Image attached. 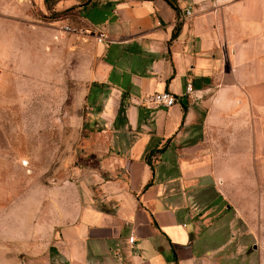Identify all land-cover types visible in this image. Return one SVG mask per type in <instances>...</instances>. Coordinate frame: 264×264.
Here are the masks:
<instances>
[{"label": "crops", "instance_id": "obj_1", "mask_svg": "<svg viewBox=\"0 0 264 264\" xmlns=\"http://www.w3.org/2000/svg\"><path fill=\"white\" fill-rule=\"evenodd\" d=\"M177 6L114 0L73 33L67 172L38 222L69 264H264V0Z\"/></svg>", "mask_w": 264, "mask_h": 264}, {"label": "rangeland", "instance_id": "obj_2", "mask_svg": "<svg viewBox=\"0 0 264 264\" xmlns=\"http://www.w3.org/2000/svg\"><path fill=\"white\" fill-rule=\"evenodd\" d=\"M113 1L0 0V264H69L49 218L38 223L40 204H53L41 193L67 172L73 33L94 30Z\"/></svg>", "mask_w": 264, "mask_h": 264}, {"label": "built area", "instance_id": "obj_3", "mask_svg": "<svg viewBox=\"0 0 264 264\" xmlns=\"http://www.w3.org/2000/svg\"><path fill=\"white\" fill-rule=\"evenodd\" d=\"M185 13L188 14L189 10L186 9ZM64 28L67 30L72 29L68 24H64ZM104 38L105 36L103 32H100L97 36V40H103ZM186 89L187 90L191 89L190 83L186 85ZM175 101H176V96L172 92L168 90H161V91H154L152 93H149L146 96L145 104L151 107H168L173 103H175ZM129 240L133 241V237L129 236Z\"/></svg>", "mask_w": 264, "mask_h": 264}, {"label": "trees", "instance_id": "obj_4", "mask_svg": "<svg viewBox=\"0 0 264 264\" xmlns=\"http://www.w3.org/2000/svg\"><path fill=\"white\" fill-rule=\"evenodd\" d=\"M169 2V4H171V6H173L176 10H178V6H177V0H167ZM58 18V17H55ZM178 27L175 25V30L173 31V35L176 33ZM184 111L186 110V106H183Z\"/></svg>", "mask_w": 264, "mask_h": 264}]
</instances>
